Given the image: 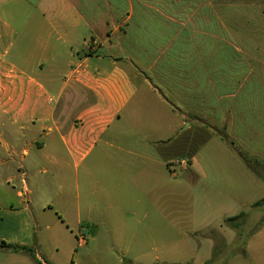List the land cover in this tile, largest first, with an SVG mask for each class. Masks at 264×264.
I'll return each mask as SVG.
<instances>
[{"label":"crops","instance_id":"0c3cea01","mask_svg":"<svg viewBox=\"0 0 264 264\" xmlns=\"http://www.w3.org/2000/svg\"><path fill=\"white\" fill-rule=\"evenodd\" d=\"M215 2L214 13V0H0V264L95 262V231L126 204L110 193V173L158 207L159 188L144 180H160V165L174 172V161L202 169L192 154L222 140L192 131L197 116L230 114L237 128L241 113L253 114L264 42L231 46ZM141 88L176 121L172 138L115 128L141 116ZM10 246L32 248L35 259Z\"/></svg>","mask_w":264,"mask_h":264},{"label":"rangeland","instance_id":"374dc122","mask_svg":"<svg viewBox=\"0 0 264 264\" xmlns=\"http://www.w3.org/2000/svg\"><path fill=\"white\" fill-rule=\"evenodd\" d=\"M215 1L218 0H214V13L219 10ZM219 2L223 3L222 15L227 14L229 18L227 33L231 46L239 44L253 49L264 42L253 40L251 34L264 32V0ZM238 32H245V37L238 40ZM261 54L256 56L261 60L255 69L257 73L264 65ZM250 79L254 82L256 78L251 75ZM255 87L253 84L254 112L241 113L239 116L243 119H239L237 128L230 114L221 122L197 116V125L192 131L215 132L223 138L203 143L192 154L202 169L193 167L186 172L174 161L170 164L174 172L167 165H160V180H144L143 187L153 188L154 194L159 188V208L148 200L144 203L135 184L120 183L122 187H116L111 183L114 176L110 173L106 183L110 193L116 199H125L126 204L119 209L117 217L109 211L106 224L95 231L96 242L89 252L95 262L209 264L208 247L214 242L212 264H264V93L262 88L257 92ZM249 89H252V83L244 89L242 99L248 96ZM137 97L141 116L121 122L115 128L136 132L139 138L145 136L148 140L172 138L176 131L171 127L175 128L177 123L168 115L166 107L151 98L145 88H141ZM244 114L248 115L247 120ZM205 123L209 126H204ZM128 138L127 135L126 140ZM124 139L125 136L119 138L120 142ZM153 181L155 185H152ZM126 199L130 200L126 202ZM139 200L141 204H138ZM259 201L263 202L255 205ZM232 216H240L237 223L242 225L237 229L232 223H226ZM223 230H226V236ZM89 242L92 243V238ZM230 242L235 243L229 247ZM82 250L76 247L77 252ZM65 251L66 247H61L60 256ZM74 262L80 264L77 259ZM95 262L87 259L83 264Z\"/></svg>","mask_w":264,"mask_h":264},{"label":"trees","instance_id":"16d2710c","mask_svg":"<svg viewBox=\"0 0 264 264\" xmlns=\"http://www.w3.org/2000/svg\"><path fill=\"white\" fill-rule=\"evenodd\" d=\"M204 126H209V125L205 123ZM222 139H223V138H222ZM261 202H263V201H259V202H257L255 205H260ZM239 218H240V216L230 217V218H228V219L226 220V223H229V224L232 223V226H233L235 229H237V228H239V227L242 225V223H241V224H240V223H237ZM10 247H11L14 251H16V252L21 251V252L27 253V254H29L30 256H32V257L35 259L34 250H33L32 248H28V247H17V246H15V247L10 246Z\"/></svg>","mask_w":264,"mask_h":264},{"label":"built area","instance_id":"2783aa9c","mask_svg":"<svg viewBox=\"0 0 264 264\" xmlns=\"http://www.w3.org/2000/svg\"><path fill=\"white\" fill-rule=\"evenodd\" d=\"M81 242H82V243H86L85 238L81 237Z\"/></svg>","mask_w":264,"mask_h":264}]
</instances>
